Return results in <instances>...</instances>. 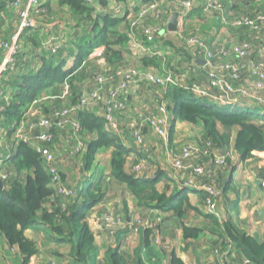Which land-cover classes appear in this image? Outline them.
<instances>
[{
  "label": "trees",
  "instance_id": "obj_1",
  "mask_svg": "<svg viewBox=\"0 0 264 264\" xmlns=\"http://www.w3.org/2000/svg\"><path fill=\"white\" fill-rule=\"evenodd\" d=\"M16 1L0 0V16L3 17L4 15L2 11L15 14L17 32L18 11L22 8L25 0H19L20 7L13 6L12 3ZM125 1L115 0L117 4ZM54 2L56 7L71 11L73 15L77 16L80 23L90 22L92 29L89 32L84 31V35L81 36L82 39L79 38V41L77 39L76 43L69 44L71 50L68 47L62 48L58 45L54 54L43 47V42L49 39H52L54 45V38L42 40L43 31L35 26L25 29L17 40L14 67L10 69L11 66H8L0 74V127H10L5 132H7L11 145L7 149L9 151V156L6 159L8 168L4 171L6 180L1 181L0 236L9 249L17 250L20 258L19 264H35L37 260L35 261L34 258L40 255L35 242L28 239L24 234L36 226L44 227L51 233L52 237L58 238L57 247L64 244L68 246L67 256L59 251L54 250L52 252L51 250V253L47 254L50 257L46 255L47 261L43 264H63L62 255L68 258V264H128L125 256L120 253L119 242L120 239L122 240L124 232L127 229L131 231L133 228L130 225L128 228L125 226L122 229L119 226L111 231L117 243L114 248L108 247L105 261L103 259V261L97 262L95 257V238L92 229L89 227V215L91 213L88 211L97 208L106 196L101 188L98 173L96 172V177L91 181L88 180L89 185L80 193L84 183L81 182L74 188L66 179L65 173L67 171L61 168L60 160H55L53 167L61 178L62 186L66 190L73 191L75 189L77 196L60 194L51 182V176L48 173L49 165L36 153L32 146L16 138V129L20 123L32 124L33 130L28 131L27 136L33 140L32 142H36L37 146L45 147L47 144L34 141V131H40L39 128L35 127L38 119L40 117L51 119L52 113L58 108L77 105L81 90L83 88L87 91L93 89L95 73H104L107 69L114 71L123 64H120L123 59L121 48L127 46L128 39L118 35L117 29L114 30L119 21L109 18L105 9L106 0H98L101 8L99 13H93V5L97 0H93L92 5L86 4L84 0H55ZM49 5L50 3L40 5L37 12L34 13L33 19L39 22L52 20L47 13V9L51 7ZM171 6H173L172 11L176 10L174 5H170L169 9ZM96 10L98 11V8ZM102 11H106V13ZM30 37H33V41H30ZM0 40L8 43L10 38H0ZM29 43L42 52L40 54V56L42 55L41 65L37 71L28 74L19 73L18 63L20 65L21 62H24L21 60L20 54L23 46ZM55 46H51L50 50ZM66 53L69 54L67 59ZM92 53L95 55L93 60L89 58ZM0 58L2 63L3 52L1 50ZM144 60L140 61L142 64L140 69L145 68ZM151 63L153 62L151 61ZM65 84L68 85L70 94L61 99L60 96L64 91ZM191 85L193 84L182 85L181 88L172 86L165 93L168 100L166 117L170 125L168 143L170 144L172 141L175 122L179 121L191 125L201 124L204 141L201 145H208V153L211 158L201 154L198 159L186 160L185 168L182 170H175L171 163L172 160L166 162L172 171L170 178L174 183L176 182V189L178 188L172 196L167 197L163 192L157 190L155 182L146 183L140 176H137V173L148 170L145 167L141 168L139 172L134 170L135 166L141 163L142 155L134 156L135 162L131 164L134 175L127 173L126 162L129 150L125 149L120 141L130 136V129L127 127L128 122L126 120L122 121L121 128L127 130L128 136L121 133L120 139L108 130L106 122L98 116L99 113L96 111H79L72 117L80 121L81 136L85 147L80 152L71 151L69 147V153H66V157L69 156L72 164L76 165L74 169H79L85 175L91 169L96 153L110 150L109 176L112 178V182L122 190L134 195L141 202L145 199L142 203L144 207L147 206L148 210L164 215L171 213L175 217L181 218L185 215L181 207H186L203 218L205 223L203 227H190L181 223L179 225L180 232L182 237L187 240L200 239L204 233L213 237L215 245L224 248L220 250L221 255H223V262L220 263L217 260L216 264H264V240L257 241L251 235L239 231L229 218L225 219L219 216L221 215L219 203L228 188L226 187L228 182H222L224 175L227 174L229 179L230 175L233 174H230L231 170H234L239 164L247 165L246 163L253 156L264 157V116L243 111L245 108L219 109L200 101H194L190 99L191 94L188 92ZM199 86L203 87L204 85L199 84ZM49 88L52 89L51 93H45L46 89ZM257 96L264 99V91L257 92ZM219 127L225 129V132L220 133ZM232 129H236L233 148L229 146L227 153L222 155L221 151L231 141L230 135L227 133ZM54 130L55 128L50 131L52 135ZM145 138L143 134L144 141ZM3 145L0 144L1 147ZM230 151L235 152V155H229ZM215 156L221 157L223 162L221 164L216 162ZM208 160L212 161L207 165ZM147 161V165H149L153 160L149 157ZM198 167L202 168L200 174L195 173V169ZM181 176L183 180L180 179ZM188 181L200 184L209 190L208 192L206 190L195 192L186 186ZM209 191L214 192L215 196L209 195ZM188 194L197 196L194 202L189 201L188 198L184 199ZM208 201L214 203V212L206 210ZM201 207L205 208L206 215L199 213L198 209ZM262 223L264 226V216ZM157 227L155 225L152 229L143 231L141 235L142 246H148L151 234L156 235L158 233ZM134 264H141L138 257ZM165 264H182V262L173 251H170L167 252Z\"/></svg>",
  "mask_w": 264,
  "mask_h": 264
},
{
  "label": "crops",
  "instance_id": "obj_2",
  "mask_svg": "<svg viewBox=\"0 0 264 264\" xmlns=\"http://www.w3.org/2000/svg\"><path fill=\"white\" fill-rule=\"evenodd\" d=\"M55 0H39L40 4H48L50 3L49 7L47 9V13L49 14V17L52 20L43 22L37 21V24H42L43 26H37L39 30L43 31L42 40L48 39V38H54V43L61 46L62 48L68 47L71 50V47L69 44L76 43V40L78 41L82 39L83 31L81 28L87 27V24H83L84 22L80 23L77 16L73 15L71 11H69L66 8H59L55 5ZM151 0L145 1V0H126L124 3L117 4L115 0H106L107 6L106 11L109 14V18L111 20L119 21L114 28V30L117 29L118 35L125 36L128 39L127 46H124L121 48L123 51V59L120 61V64L123 63V65H127V62L124 60V57L130 58L129 62H132L138 68L142 67L141 60H144L145 62V68L149 71H155V72H167L170 75H173L174 78H182L183 85L187 86V84H195V85H206L207 78L205 74V69L203 67L204 65V54L202 49H196L191 48L187 46L186 40L188 37H195L202 41L204 46L211 50L212 52L216 53V51L221 50L222 56L221 60L234 61V56L232 55V47L233 45L239 43V42H246L252 46L251 53L248 56V59L243 61L246 62L249 59H256L261 60L264 58V32L254 33L252 31L247 30L246 28H236L231 26V22L238 18L239 16L246 15L244 12L246 10H250V12L255 14L257 12L264 11V0H220L221 3H223L224 6V12L222 14H215V13H203L201 10V5L197 3L194 5L192 11L189 13L186 19H180L178 18V30L175 33H169L167 31L166 25L169 17L174 11H172V7L169 9L170 5L174 4V0L169 1H163L160 0L163 5L167 6L170 10V13H168V17L164 15V23L159 25L158 31H156L154 35V41L150 44H146L144 41V36L141 32V28L144 25H150V26H156L157 22H153L149 18L146 19L140 26V28L136 29V31H132L129 28V25L127 24L130 17L133 16L135 13L136 8L140 7V5L147 3ZM223 1V2H222ZM144 2V3H143ZM94 12L93 13H99L101 12V8L99 6V2L94 3L93 5ZM98 8V11L96 10ZM106 11H102L103 13H106ZM3 12V17L0 16V38H10L16 33V27H17V18L15 14L12 12ZM216 15V16H215ZM248 15V14H247ZM217 16H221V18H216ZM251 16V13H250ZM254 16V15H253ZM155 28V27H154ZM31 35V34H30ZM84 35V34H83ZM39 38V37H38ZM80 38V39H79ZM30 41H33V37H30ZM40 39V40H41ZM41 40V41H42ZM82 43V42H81ZM89 43V41H88ZM139 43V44H138ZM87 44V42H86ZM136 45H142L143 51L137 50L134 48ZM36 46V45H35ZM122 47V46H121ZM145 49V50H144ZM197 52V53H196ZM42 52L38 51L37 47H34L33 44L30 46V43L26 46H23V50L21 51L20 57L21 60L24 62H21L20 65L18 63L19 73L28 74L33 71H37V69L41 65L42 61V55L40 56ZM223 53H225V56H223ZM195 54V55H194ZM44 55V54H43ZM66 59L68 57V53H66ZM94 54H90L89 58L93 60ZM151 61L154 63H151ZM196 61H200V63H196ZM126 62V63H124ZM1 63V58H0ZM68 64V63H67ZM248 76V71L245 70L244 72V79H242L239 82V85H247L246 83V77ZM1 79V78H0ZM6 80V79H5ZM52 89H46L45 93H51ZM167 89H163L162 91L158 90L154 87H146V89L142 90L141 96H142V103L140 105L141 109H139L140 115H142L140 118V122H143L146 126V120L148 118V113H151V111H156V114L158 113V107H160L164 102L167 103L168 100L166 99L165 93ZM159 103L158 100V95ZM163 99V100H162ZM191 99V96H190ZM202 101H208L209 100H200ZM161 102V103H160ZM253 104H247L246 107H251ZM137 105H132L133 108H137ZM259 107V106H256ZM261 108V107H260ZM264 116V114L260 115ZM123 123V122H122ZM201 124L191 125L189 123L184 122H175L173 125V134H172V141L170 144H168V151H172L173 145H180L184 139L191 137L190 140H193V136L199 132L201 129ZM10 127H0V130H8ZM202 130V129H201ZM188 131L189 134H185V132ZM195 133V134H194ZM198 136V134H197ZM203 137V135H202ZM201 136H198V139H202ZM132 144V142H131ZM133 145V144H132ZM4 146V145H3ZM129 150L128 154V160L126 162V171L130 175H134L132 163L135 162L134 156L137 157L140 156L137 149L133 146L126 147ZM125 148V149H126ZM159 153L161 157H158V169L152 170L149 166L148 170L146 172H140V178L144 180L146 183H152L155 182V187H160L161 191L165 194V196L170 197L172 194L177 192V185L176 182L174 183L173 180H171L170 176L172 175V171L170 169V166L166 162H170L173 157L168 158L165 157V149L161 146L159 149ZM172 153V152H171ZM111 154V153H110ZM9 156V151L7 150V147L4 146V148L0 149V173H4V171L7 170L8 165L5 163L6 159ZM109 157L104 161V164H102V169L98 172V177L100 179V184L103 185L104 178L108 177L110 175V167H109ZM153 160V158H151ZM155 161H151V165H155ZM247 165L239 164L235 167L234 170H231L230 178L228 179L227 174L224 175L222 182L224 183L227 181V190L225 192V195L223 198H221L219 203V213H221V218H229L233 225L241 232L247 233L254 237L257 241L261 242L264 240V226L262 223V218L257 219L255 218L254 221H251V225H244V220L246 217V211L248 210L243 204V200L247 202L246 196L243 195V190H245V193L250 194V190L248 189L247 179H248V170L249 163H246ZM150 165V164H149ZM161 167V168H160ZM242 168V169H241ZM241 169V171H240ZM138 174V173H137ZM136 175V173H135ZM183 175V174H182ZM179 178V177H177ZM176 178V179H177ZM181 180H183V177H180ZM228 179V180H227ZM157 181V182H156ZM242 189V190H241ZM158 190V189H157ZM241 190V191H240ZM245 194V195H246ZM244 196V197H243ZM197 196L188 194L184 197L188 198L189 201H195ZM199 197V196H198ZM245 202V203H246ZM182 211L185 212V215H183L181 218L175 217L174 214L166 213L161 214V216H166L164 221L161 223V225H156L158 229V234H162V238H160L158 241L162 243L163 245H169L171 247H175L179 242H199L202 243V245L205 246V248L210 247V245H215L213 237H210L208 234L201 236L200 239L197 240H187L182 237V234L180 232V224L183 223L184 225L190 226V227H203L205 223L203 222V218L195 213L194 211L187 209L186 207H181ZM199 210V213H202L203 215H206L205 208L201 207ZM160 214V213H159ZM174 218L173 221L170 220V218ZM126 228L129 226V220H126ZM39 229L43 230V235L41 237H30L29 233L31 231L38 232ZM156 229V231H157ZM170 231L169 234H171V237L174 235V238H167L165 237V232ZM47 230L42 226H36L32 230H27L24 234L25 236L35 242V244L43 246V249H38L40 252V256L47 257L46 255V249L52 245V252L54 250L61 252L62 250L57 247L58 238L50 236L49 239H45L44 234L49 233ZM174 232V233H172ZM128 234V229L124 232L123 238H125ZM167 239H165V238ZM123 238L120 239V248L123 246ZM155 238V235L150 236L149 238V244L148 246L144 247L141 245L142 242V236L140 240L136 242V250L139 253L138 256H134L135 261L137 260V257L140 259L141 264H143V260L141 258L142 251L150 250L152 240ZM212 238V239H211ZM115 239V238H114ZM174 239V240H173ZM105 241H107L105 239ZM115 243L116 240H115ZM106 246V245H105ZM58 248V249H57ZM168 248L163 249V253L160 255L159 253L153 254L157 255L162 260V264L166 263L167 260V252L173 251L175 255L181 260L182 264H187L189 260H191V255H188L187 253L179 254L180 252H176L173 248L169 251ZM207 249H205L206 251ZM0 251L9 252L12 251V249H9L5 243V241L0 236ZM49 251V250H48ZM208 252V251H207ZM210 253V252H209ZM208 253V254H209ZM152 255V256H153ZM4 256V255H3ZM96 260L97 253H95ZM152 259V258H151ZM12 260L15 264H19L20 258L17 255H12ZM221 260V259H220ZM98 262V260H97ZM101 262V260L99 261ZM205 264V262L203 261ZM150 264V260H149ZM209 264H216V260H211V263Z\"/></svg>",
  "mask_w": 264,
  "mask_h": 264
},
{
  "label": "built area",
  "instance_id": "obj_3",
  "mask_svg": "<svg viewBox=\"0 0 264 264\" xmlns=\"http://www.w3.org/2000/svg\"><path fill=\"white\" fill-rule=\"evenodd\" d=\"M18 2L19 0L13 2V6L20 7L21 3ZM84 2L90 5L93 4V0H84ZM197 3L201 5L203 13L222 14L224 12V6L220 0H174L173 5L176 6L175 11L179 13V18L186 19L192 11L194 5ZM39 5L40 3L38 0L23 1V6L18 11V31L12 36L8 43L0 40V50L3 52L0 74L4 72L8 66H11L10 69L14 67L13 62L14 56L17 52L18 37L22 31L34 26L35 20L33 19V14L37 12ZM168 13L171 14L170 10L167 6L163 5L160 0H151L140 5L139 8H136L135 13L128 20L129 28L134 31L142 26V23L148 18L153 22H157L156 26L152 27L150 25H144L141 28L142 34L146 38L145 43L150 44L154 41V35L156 31H158L159 25L164 23V15L168 17ZM217 18H221L223 20L221 16H218ZM230 25L236 28H246L250 31L264 32V15L262 13H258L254 16H239L238 18H235ZM186 44L190 47V49H202L204 54L203 67L207 78V83L203 87L195 84L191 85V88L188 91L191 94V99L194 101L209 100L210 103L218 108H224V105H227L226 107L242 108L248 104L246 102L247 100H251L253 101L252 104L264 108V99L257 96V92L264 91V58L261 60L249 59L248 61L243 62L248 59V56L251 53L252 46L250 44L246 42H239L233 45L232 55L235 57L234 61H229L225 58L224 60H221V50L214 53V51L212 52L207 49L202 41L195 37H188ZM55 45L56 44H52V39L43 42V47L49 50L52 54H54L58 48V45ZM51 46L55 47L50 50ZM141 46L136 45L134 48L143 51ZM223 56H225V53H223ZM245 70L248 71V76L246 77L247 85H239V82L244 79ZM182 83V78H174L173 75H170L165 71L155 72L147 69L141 70L137 67H127V65H124V67L114 71H109L107 69L104 73L97 72L94 75L93 89L91 88L90 91H87L83 88L79 94V102L77 105L58 108L52 113L51 119L43 117L38 119L35 127L39 128L40 131H34V141L47 144L45 147L37 146L36 142H32L33 140L27 136L28 131L33 130V126H31L32 124L26 125L22 122L16 131V138L32 146L36 153L40 155L49 165L48 173L51 176V182L56 190L60 194L71 195V190H66L62 186L61 179L53 167L56 159L55 153L52 149L54 136L50 131L54 128L61 129L70 127L71 130L68 131V138L74 143L79 142L82 138L81 124L79 120L73 119L72 116L77 114L79 111H96L99 113L98 116L106 122L108 130L116 136H119L116 132L119 131L120 134L122 132L120 131L122 126L121 122L126 120L128 122L127 127L130 129L129 135L133 140V144L136 147L141 148L144 142L142 134L144 123L139 121V118L142 115H140L138 111L141 108L129 110V107H131V105H141V93L142 90H144L143 88L157 87L164 90L172 86L181 88L183 85ZM82 91L84 92L82 93ZM213 91H215V93H213ZM85 92H87V94ZM69 94V87L65 84L64 91L60 97L61 99H64ZM166 109L167 105L164 102L158 108V113L156 115L148 113L146 125H148V128L151 129L153 134L161 137L163 140L162 143L167 149L168 140L166 142L164 141V135L168 137L170 125L168 123L169 120L166 117ZM118 120H120V122H118ZM202 148L200 149L199 146L193 145L186 146L175 153V158L173 155L167 157H173L171 163L175 170H182L185 168V161L190 160L192 151L193 154H196L194 159H198L201 154H204L209 158L210 154L206 150L208 145H203ZM220 159L221 161L218 163L221 164L223 160L221 157ZM140 169L141 168L135 167L134 170L139 172ZM139 173L137 176H140ZM195 173H202V168H196ZM0 180H6V175L4 173H0ZM186 186L195 192H201L204 190L208 192L209 190L192 181H188ZM209 195L214 197L215 193L209 191ZM206 210L208 212H214V203L208 201Z\"/></svg>",
  "mask_w": 264,
  "mask_h": 264
},
{
  "label": "rangeland",
  "instance_id": "obj_4",
  "mask_svg": "<svg viewBox=\"0 0 264 264\" xmlns=\"http://www.w3.org/2000/svg\"><path fill=\"white\" fill-rule=\"evenodd\" d=\"M248 11L249 9L246 10L244 14L246 15L248 14V16H250V13H251V16H253L258 13H262V12H257L255 14V12L252 13ZM262 14L264 15V11ZM83 24H87V27L81 28L83 32L84 31L89 32L90 29H92V25L90 22L87 21ZM30 46L32 45L30 44ZM124 60L127 62V67H138L132 63L133 61L129 62L130 58L124 57ZM121 67H124V66H120V68ZM141 70H144V69H141ZM154 88H157V87H154ZM158 90L162 91L163 89L157 88V91ZM83 92L84 91H82V93ZM85 93L87 94V92ZM157 97H158L157 102L159 103V100L161 98H159V95ZM246 102L248 104L253 103V101L251 100H247ZM201 103L206 104V105H211L210 102L208 101H202ZM226 106L227 105H224V107ZM256 106L257 105L253 104L251 107L243 111L253 112L254 114H257V115L264 114V108H260ZM136 107L141 108L140 105H137ZM134 109L135 108H133L132 105L131 107H129V110H134ZM235 109H238V108L237 107L231 108V110H235ZM153 112L156 115L155 111H151V113ZM118 122H120V120H118ZM118 128H119V125H118ZM219 128H220L219 129L220 133L225 132L224 131L225 129L221 127ZM201 129H200L201 134H199V132L197 134L198 136L202 137L203 128L201 127ZM69 130H71L70 127L69 128L65 127L61 129L57 128L53 131L54 140L52 144V149L55 153V159L60 160L59 164L61 165V168L67 171V173H65L67 176L66 179L69 180L71 185L74 188H76L77 185L80 184L81 182L84 183V185L80 189V193H81L82 190H84L89 185V181H91V179L96 177L97 175L96 172L98 173L102 169L101 166L102 164H104V161H106L108 156H110L111 151L108 150L105 152H97L91 169L85 175H83L79 171V169H74L76 165L74 166L72 164V161L69 156L66 157L67 155L66 153H69V147L71 151L80 152L84 149L85 144L83 143L82 138L79 142H75V143L72 142V140L68 138ZM123 130H124L123 128H120V131H122L121 133L122 134L124 133L126 136H128V133L126 132L127 130L126 131L125 130L123 131ZM189 133L188 131L185 132L186 135ZM235 133H236V129H232L230 132L227 133L228 135H230L231 141H229L226 148H224L221 151L222 155L227 153L229 146L233 148V140L235 137ZM116 134L121 137L119 131L116 132ZM143 134H144V137L146 138L141 148L136 147L133 144V140L131 139L130 136L122 140L119 136L115 135L116 137H119L121 139L120 141L122 142L121 143L122 146L126 148L128 146L134 145L138 153L142 155V161L140 164L135 166L136 168L145 167L146 169H148L149 166H151L150 168L152 170L158 169L159 166H158L157 158L161 157L159 153L160 152L159 149L161 146L165 149L164 151L165 152L164 159H165L167 156L170 157V155H173L174 157L175 153L178 152V150H181L183 147H186V146H192V145L199 146V148L201 149L203 147V145L201 144L204 142L203 140L198 139L197 134L194 133L195 135H192L193 140H190L191 137H188L184 139V141H182L180 145H173L172 151H170L172 153H170L168 152V150L162 143L163 140L161 139V137L154 135L151 129L148 128V125L143 126ZM165 137L166 136L164 135V139H165L164 141L166 142L168 140V137L166 138ZM9 140L10 139L7 137V132H5V130L4 131L0 130V144L1 145L5 144L4 146H6L7 149H9L11 146L9 144ZM118 142H119V139H118ZM131 142L133 145L131 144ZM148 142L149 144H147ZM4 146L2 147L0 146V149L4 148ZM63 149L65 151H62ZM206 150L208 151V148ZM191 154L192 156L190 158V161H193L196 154H193V151ZM229 155L234 156L235 152L230 151ZM149 157L153 158V160L156 163L155 165H151V164L147 165L148 163L147 159L149 160ZM209 157L211 158V155H209ZM216 159H217V162L221 161L219 156H216ZM211 161L212 160H208L206 164L207 165L210 164ZM5 163L8 165L7 160L5 161ZM248 163H249L250 169L247 171L248 176H249L248 179L246 180L248 184L247 191L250 190L251 192L250 194H248V196L245 193V190H243L242 192L243 195L246 196V199H247V202L243 200L242 204L248 209L245 212L246 217L244 220V225H247V224L251 225V221H254L255 218L263 219V216H264V157L253 156V158H251ZM11 174H13V172H11ZM101 188L105 192V195H106L105 199H103V201L101 202V204L97 206V208H92L88 211V213H91L89 215V227L90 229H92V234L95 238V243H94L95 249H96L95 252L97 253V257H99L97 258V260L98 262L100 260L103 261V259L105 261L107 250H109L108 247L110 248L115 247L116 243H115L114 236L111 234V231L114 229H117L119 226H121L120 229L124 228L127 225L126 220H129V225L132 226L133 228L131 229L132 231H128L127 236L123 238V246L120 248V253L125 256L128 264H134L135 263L134 256L139 255V253L136 250V242L138 241V239L140 240L143 231L145 232L149 229H152L157 224L161 225V223L164 220V217L166 216H161V214L155 211L148 210L147 206L144 207V204L142 203L145 201V199H143L141 202L128 191L122 190V188H120L118 185L112 182V178L110 176L104 178V183L103 185H101ZM157 189L161 191L160 187H157ZM71 193L73 197L77 196L75 189H73V191L71 190ZM173 219L174 218L172 217L170 218L171 221H173ZM43 233H44L43 230L39 229L38 232L31 231L29 235L30 237L35 238V237H41ZM108 233L109 235L107 236ZM169 233L170 231L168 230L165 232V237H167L168 239L171 237V234ZM152 235H155V234L152 233ZM50 236H52L50 232L44 234V237H46L45 239H49ZM105 237L107 241H105ZM174 237L175 236L173 235L171 238H174ZM160 238H162V234L161 236L160 234L155 235V238L152 240L151 249L147 251L145 250L144 252L142 251V253L140 254L143 260V264H149V260H150V264H162L161 258L153 254L160 252L159 254L161 255L163 253V249H166V248H168V250L166 251H169L170 249L173 248L176 252H180L179 254L187 253L188 255H191V260H189L187 264H204L203 261L205 262V264H209L211 263V260H216V261L218 260L220 263L223 262V255H221L220 253V250L224 249L222 246L210 245V247L205 248V246L199 242H183V243L179 242L176 245H174L175 247H171L168 244L163 245L162 243H160V241H158ZM59 247L62 250L60 253L67 256L68 246L64 244L61 246L59 245ZM38 249L40 250L43 249V246L38 245ZM205 249L207 250L205 251ZM51 250H52V245H50L46 249V254H50ZM13 254L17 255L16 249H13L12 251H9L8 253L5 251L4 252L0 251V264H15L14 263L15 260L14 261L12 260ZM64 255H62L61 260L62 262H64L63 264H68V261H67L68 258ZM34 259L35 261L37 260L36 261V263L38 262L37 264H43L47 261V258H45L44 256L41 257L40 255L38 257H35Z\"/></svg>",
  "mask_w": 264,
  "mask_h": 264
},
{
  "label": "water",
  "instance_id": "obj_5",
  "mask_svg": "<svg viewBox=\"0 0 264 264\" xmlns=\"http://www.w3.org/2000/svg\"><path fill=\"white\" fill-rule=\"evenodd\" d=\"M178 18H179V13L178 12H173L171 14V16L169 17L168 21H167V25H166V28H167V31L169 33H175L177 32L178 30ZM35 27L37 26H43L42 24H35L34 25ZM196 63H199V64H202L200 63V61H196ZM2 189V183L0 182V190Z\"/></svg>",
  "mask_w": 264,
  "mask_h": 264
},
{
  "label": "clouds",
  "instance_id": "obj_6",
  "mask_svg": "<svg viewBox=\"0 0 264 264\" xmlns=\"http://www.w3.org/2000/svg\"><path fill=\"white\" fill-rule=\"evenodd\" d=\"M40 3V2H39ZM41 5V4H40ZM39 5V6H40ZM175 12H177V11H175ZM34 15V14H33ZM35 20V19H34ZM36 24V20H35V23H34V25ZM34 27V26H33ZM15 35V34H14ZM212 106H214L212 103H210ZM214 107H216V106H214ZM218 108V107H217ZM233 108V107H232ZM243 109L245 108V109H248V107H242ZM262 108V107H261ZM219 109H229V110H231V107H224V108H219ZM238 109H240V108H238ZM168 119V118H167ZM169 123V122H168ZM21 124V123H20ZM20 124H19V126H20ZM18 126V127H19ZM18 127H17V129H18ZM17 129H16V131H17ZM168 140H169V137H168ZM169 144V143H168ZM2 180H0V182H1ZM2 183V182H1ZM2 190V189H1Z\"/></svg>",
  "mask_w": 264,
  "mask_h": 264
}]
</instances>
